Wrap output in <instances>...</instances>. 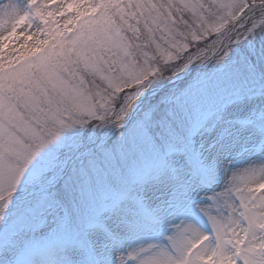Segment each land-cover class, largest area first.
Segmentation results:
<instances>
[{"label": "snow or ice", "instance_id": "obj_1", "mask_svg": "<svg viewBox=\"0 0 264 264\" xmlns=\"http://www.w3.org/2000/svg\"><path fill=\"white\" fill-rule=\"evenodd\" d=\"M0 264H264V0H0Z\"/></svg>", "mask_w": 264, "mask_h": 264}]
</instances>
